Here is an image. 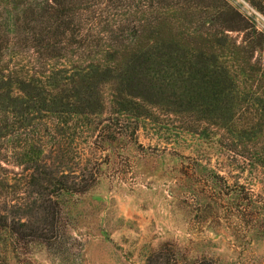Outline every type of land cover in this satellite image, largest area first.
<instances>
[{
	"label": "rangeland",
	"instance_id": "rangeland-1",
	"mask_svg": "<svg viewBox=\"0 0 264 264\" xmlns=\"http://www.w3.org/2000/svg\"><path fill=\"white\" fill-rule=\"evenodd\" d=\"M178 3L51 77L0 60V264H264V13Z\"/></svg>",
	"mask_w": 264,
	"mask_h": 264
},
{
	"label": "trees",
	"instance_id": "trees-1",
	"mask_svg": "<svg viewBox=\"0 0 264 264\" xmlns=\"http://www.w3.org/2000/svg\"><path fill=\"white\" fill-rule=\"evenodd\" d=\"M180 0H12L14 15L12 33H0V60L8 56L21 57L27 60L26 72L40 76V69H47L53 76L58 68L71 67L78 61H87L97 54L95 42H106L111 36L124 32L143 34L146 24L152 22L148 15L166 8L178 7ZM183 1V0H182ZM258 12L264 13L263 2L249 0ZM20 7V8H18ZM215 9L228 7L212 6ZM230 8V7H228ZM237 15V22H246ZM155 20V19H154ZM1 31V29H0ZM240 31V30H238ZM254 34H256L254 32ZM259 35V34H257ZM261 37L259 36V38ZM264 41L261 39V45ZM19 53V54H18ZM4 71L18 74V64L6 66ZM18 67V68H17ZM71 191L67 185L59 184V191ZM248 206L260 207L264 213V200L254 202L252 195L247 199ZM51 208L55 202L48 201ZM49 235V236H48ZM54 229L47 235L40 234L46 241L54 240Z\"/></svg>",
	"mask_w": 264,
	"mask_h": 264
}]
</instances>
